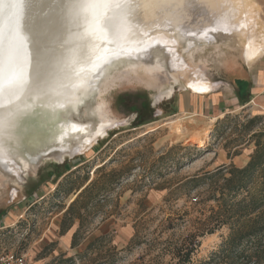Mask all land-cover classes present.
<instances>
[{"label":"rangeland","instance_id":"rangeland-1","mask_svg":"<svg viewBox=\"0 0 264 264\" xmlns=\"http://www.w3.org/2000/svg\"><path fill=\"white\" fill-rule=\"evenodd\" d=\"M231 2L228 6L233 14L215 9L205 20L195 14L193 21L180 23L182 37L162 35L164 47H152L147 60L122 58L109 66L98 92L77 112H71V117L90 122L92 127L98 119L111 124L103 137L72 156L56 160L59 151L55 150L41 154L34 162L24 158L55 142L56 122L65 119L66 113L59 111L55 119L44 122L35 114L20 120L24 141L17 167L21 179L0 161V257L21 255L25 264H47L60 254L72 256L74 264H108L109 260L101 263L98 259L107 255L108 259L115 257L113 264L173 262L172 251L196 230L213 204L206 201L207 184L193 187L187 179L222 164L243 167L255 149L253 133L243 125L259 116L254 132L264 129V115L248 108L219 118L207 111L210 94L228 91L231 95L234 90L241 96L245 77L252 70L246 66L250 62L247 50L253 42L264 39L261 4L257 0ZM248 11L252 14L246 15ZM245 17L249 26L237 30L236 25ZM171 86L173 93L167 97L164 93ZM207 86L209 90L204 89ZM183 97L186 111L180 108ZM190 98L198 107L195 111L187 110ZM109 158L106 171L122 167L130 171H125L118 184L102 196L101 204L90 211L85 238L72 249L77 223L66 235H60L59 223L62 209L74 193L63 194L61 186L56 195L58 184L68 176L65 188L77 187L86 173L95 176L93 169ZM226 233L227 228H222L199 237L201 244L192 264L208 259ZM89 243L92 249L88 250ZM85 253L91 261L78 257Z\"/></svg>","mask_w":264,"mask_h":264},{"label":"bare ground","instance_id":"bare-ground-1","mask_svg":"<svg viewBox=\"0 0 264 264\" xmlns=\"http://www.w3.org/2000/svg\"><path fill=\"white\" fill-rule=\"evenodd\" d=\"M230 2L0 0V161L21 179L17 167L18 157L23 155L19 147L24 141L20 138L23 129L20 120L29 114H35L43 122L55 119L59 111L67 114L56 122L53 144L41 148L34 156L24 150L27 153L24 158L29 161L55 150L59 151L55 159L63 160L103 137L110 122L98 119L92 127L90 122L73 119L71 112H77L87 98L98 92L106 69L122 58L145 57L155 45L164 47L160 41L164 34L182 37L178 29L182 28V22L193 21L195 14L197 17L201 14V19H207L215 9L233 14ZM246 19H241L235 28L249 26ZM158 34L161 36H154ZM253 43L247 50L250 62L261 53L264 39ZM168 73L176 83L171 72ZM41 75L42 83L37 88ZM204 89L209 90L210 86ZM172 93L171 86L164 94L170 97ZM72 139L75 145L73 141L70 143Z\"/></svg>","mask_w":264,"mask_h":264},{"label":"trees","instance_id":"trees-1","mask_svg":"<svg viewBox=\"0 0 264 264\" xmlns=\"http://www.w3.org/2000/svg\"><path fill=\"white\" fill-rule=\"evenodd\" d=\"M238 82L241 84L242 81ZM243 83L247 87V82ZM259 118L254 116L243 125L246 131L253 133L251 137L255 139V149L243 167H237L234 163L222 164L213 171L187 179V184H193V187L207 184L209 190L206 201L213 204L208 207L209 213L199 220L196 230H191L181 245L172 251L173 262L170 264H192V256L201 244L199 237L213 234L222 228H227V233L222 236L220 244L208 259L200 260L197 264H264V129L254 132ZM106 160L93 169L95 176L90 177L86 173L77 187L70 185L71 187L65 188L63 183L67 182L68 176L63 177L62 183L58 184L56 195L61 193L62 187L63 194L74 193L72 201L62 209L59 223L60 235L69 232L75 222L77 223L70 242L72 249L79 247L85 238V229L90 223V211H94L101 204L102 196L118 184L124 172L130 171L125 170L126 167L106 171L104 165L111 158ZM91 244H88V250L92 249ZM78 257L90 260L87 253L79 254ZM108 258L109 255L98 259H102L101 263L107 260L108 264L115 262V257ZM73 261L72 256L64 258L60 254L47 264H74Z\"/></svg>","mask_w":264,"mask_h":264},{"label":"crops","instance_id":"crops-1","mask_svg":"<svg viewBox=\"0 0 264 264\" xmlns=\"http://www.w3.org/2000/svg\"><path fill=\"white\" fill-rule=\"evenodd\" d=\"M257 4H261L264 12V0H257ZM261 48V53L259 52V55L253 61L246 62V66L252 70L245 77L247 87L241 92L240 98L236 96L234 90H232L231 95L228 91H221L218 94L208 96L206 101L209 109L207 111L211 112L212 110L213 117L219 118L242 108H248L256 115L258 113L264 115V46ZM183 99L184 97L180 99V108L186 111L187 103ZM189 103L188 111H195L198 108H196V104L194 105L191 98Z\"/></svg>","mask_w":264,"mask_h":264},{"label":"built area","instance_id":"built-area-1","mask_svg":"<svg viewBox=\"0 0 264 264\" xmlns=\"http://www.w3.org/2000/svg\"><path fill=\"white\" fill-rule=\"evenodd\" d=\"M0 264H25V263L23 256L8 253L0 257Z\"/></svg>","mask_w":264,"mask_h":264},{"label":"snow or ice","instance_id":"snow-or-ice-1","mask_svg":"<svg viewBox=\"0 0 264 264\" xmlns=\"http://www.w3.org/2000/svg\"><path fill=\"white\" fill-rule=\"evenodd\" d=\"M109 23H111V22H109ZM42 79H43L42 75L38 77L37 82H36V87L37 88H40L41 83H42Z\"/></svg>","mask_w":264,"mask_h":264},{"label":"water","instance_id":"water-1","mask_svg":"<svg viewBox=\"0 0 264 264\" xmlns=\"http://www.w3.org/2000/svg\"><path fill=\"white\" fill-rule=\"evenodd\" d=\"M147 55H145V57H146ZM145 57H143V58H145ZM128 58H134L133 56H131V57H128Z\"/></svg>","mask_w":264,"mask_h":264}]
</instances>
